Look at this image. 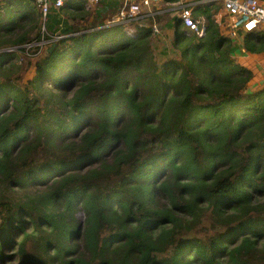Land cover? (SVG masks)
Returning <instances> with one entry per match:
<instances>
[{"label":"trees","instance_id":"trees-1","mask_svg":"<svg viewBox=\"0 0 264 264\" xmlns=\"http://www.w3.org/2000/svg\"><path fill=\"white\" fill-rule=\"evenodd\" d=\"M121 6L0 17V264H264V86L211 5L204 35L173 32L158 59L152 24H107Z\"/></svg>","mask_w":264,"mask_h":264},{"label":"built area","instance_id":"built-area-1","mask_svg":"<svg viewBox=\"0 0 264 264\" xmlns=\"http://www.w3.org/2000/svg\"><path fill=\"white\" fill-rule=\"evenodd\" d=\"M69 0H36L40 8L42 19L50 13L51 8L58 9ZM82 1L85 5H96L103 0H75ZM122 3L120 10L108 22V25H122L128 34L134 33L131 27L134 23L146 18H153L160 14L159 5L169 0H118ZM181 11L179 20L190 33L198 37L204 35V22L194 19L192 8L196 3L214 2L220 10L214 14V22L221 26L229 38H238L245 33L264 34V0H179ZM152 30L158 32L157 26L152 25Z\"/></svg>","mask_w":264,"mask_h":264},{"label":"crops","instance_id":"crops-1","mask_svg":"<svg viewBox=\"0 0 264 264\" xmlns=\"http://www.w3.org/2000/svg\"><path fill=\"white\" fill-rule=\"evenodd\" d=\"M209 4L211 5V8L207 10V14H210L211 19L213 20V16L215 13H217L220 10V6L214 2L210 3H196L194 7L192 8L193 18L194 19H200L204 22H206V16L203 15L202 11L204 10L203 5ZM100 7V5H99ZM105 7L108 8V11L110 9H113L112 4H105ZM160 8V14L157 15V21L160 20L162 28H159L160 33L159 34H152L153 42L155 43L157 39L161 41V43H169L173 32L175 33L177 30L179 31H187L190 33V31L181 24L179 20V13L181 11L180 8V2L179 0H169L166 2H162L159 5ZM99 8H97L98 11ZM99 11L102 13L103 9L100 8ZM159 16H161V19H159ZM154 19L149 17L144 20L138 21L134 23V25L131 27L138 33V29L142 27H149L151 24H153ZM214 22V20H213ZM215 23V22H214ZM158 24V23H157ZM170 26V29L167 26ZM215 25H217L215 23ZM218 29L223 35H226V31L219 25H217ZM166 33L168 35L167 38H163L162 34ZM259 34V33H258ZM164 35V34H163ZM165 36V35H164ZM228 37V36H227ZM231 39V38H230ZM233 40L234 44L236 45V48L232 54V58L235 61V63L240 64L253 73V77L255 80L261 81V84L264 85V52L261 53H250L247 52L244 49L243 41H244V34H241L238 38L231 39ZM261 76L260 78H257Z\"/></svg>","mask_w":264,"mask_h":264},{"label":"rangeland","instance_id":"rangeland-1","mask_svg":"<svg viewBox=\"0 0 264 264\" xmlns=\"http://www.w3.org/2000/svg\"><path fill=\"white\" fill-rule=\"evenodd\" d=\"M16 2H18V5L17 7H14L16 5ZM26 3V0H14L13 2H11L10 0H0V17L3 18L5 21H7L6 19V11L8 9L10 10H14L16 11V9L20 6V5H23ZM34 3H35V8H38V10L40 11V8L38 7L37 5V2L36 0H34ZM97 5H86L85 7V13H86V16L88 17V22L87 24H90L93 20V14L91 12H94V10L97 8ZM41 13V11H40ZM85 13H75L73 15V19L71 17H69L70 19V22L72 23H75L76 22V19L75 17H80L82 14H85ZM64 17H67V15H63ZM114 17V16H113ZM111 17L110 20L113 18ZM161 19V18H159ZM157 25H158V28H162L163 26L161 25V22L160 20L157 21ZM107 24H108V21H107ZM160 33V30L158 33H155V34H159ZM163 33V32H162ZM165 36H164V35ZM162 34V37L163 38H167L168 35L166 33H163ZM57 39V36H54L52 39H44L43 41L39 42V44H37L36 46L38 47V50H37V55L35 56H39L40 54H44L46 52V46L48 45V43L52 40H56ZM172 44V43H171ZM171 44L169 43H161V41L159 39H157V41L154 43L153 42V50H154V54L156 56V58H160V54H161V50L163 49H169L171 50L172 52H174V50H172V47H171ZM160 52V53H159ZM159 53V54H158ZM35 56H32L30 55L29 53H20L18 54V60L17 61H13L9 64H6L5 65V69L8 68V72H14L15 74H21V72L25 69L27 63L31 62L34 60ZM15 65V66H11V65ZM32 72H28V74L23 78V81H26L29 76H31ZM261 76L257 77V78H260ZM249 85L251 88H254V89H260L262 88L264 85L261 84V81L259 80H255L254 77L252 76V79L251 81L249 82ZM85 126H82L81 127V130L82 131L84 129ZM79 131V129H77V132ZM78 217L80 219L83 218V214H78Z\"/></svg>","mask_w":264,"mask_h":264},{"label":"clouds","instance_id":"clouds-1","mask_svg":"<svg viewBox=\"0 0 264 264\" xmlns=\"http://www.w3.org/2000/svg\"><path fill=\"white\" fill-rule=\"evenodd\" d=\"M85 6H86V5H85ZM115 15H116V14H115ZM115 15H114V16H115ZM158 15H159V14H158ZM156 16H157V15H156ZM156 16H154V17H156ZM154 17H153V19H154ZM154 20H155V19H154ZM109 21H110V20H109ZM109 21H108V22H109ZM153 24L157 26V29H158V32H159L158 25H157L155 22H154ZM153 24H152V25H153ZM121 26H122V25H121ZM123 28H124V30L126 31V27L123 26ZM151 28H152V26H151ZM204 31H205V29H204ZM126 32H127V31H126ZM158 32H154V31H153V33H158ZM136 33H137V32L134 31V33H132L131 35L129 34V36H133V35L136 34ZM127 34H128V32H127Z\"/></svg>","mask_w":264,"mask_h":264},{"label":"water","instance_id":"water-1","mask_svg":"<svg viewBox=\"0 0 264 264\" xmlns=\"http://www.w3.org/2000/svg\"><path fill=\"white\" fill-rule=\"evenodd\" d=\"M0 51L1 52H3V51L6 52V51H9V50L8 49H1Z\"/></svg>","mask_w":264,"mask_h":264}]
</instances>
